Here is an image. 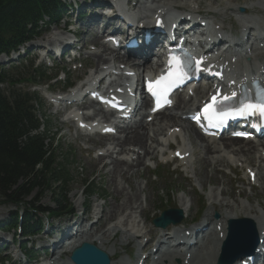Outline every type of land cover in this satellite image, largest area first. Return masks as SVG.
<instances>
[{"label": "bare ground", "instance_id": "1", "mask_svg": "<svg viewBox=\"0 0 264 264\" xmlns=\"http://www.w3.org/2000/svg\"><path fill=\"white\" fill-rule=\"evenodd\" d=\"M203 1H205V4H208L206 6L208 9H204ZM245 1L246 0H172L164 2V0H153L150 5H153L154 2H157V5L152 9V6L146 5L149 4V0H146V3L137 2L134 7L138 9L146 8V10H142L143 12L154 14L159 12L160 16L158 18H166L167 16L165 14L171 11H181V8L187 6H190V11L199 13V11L196 10L197 5V8H203L206 14L212 12L214 17L221 16L225 18L228 12L239 15L238 21L246 30L250 28V24L259 23L260 19L248 13V6H246L245 14L238 13L237 9L243 6L242 4H246ZM252 2V6L264 7V0H253ZM192 4L194 7H191ZM100 5H104V3ZM253 9L254 8H251V11ZM131 14L139 18L137 12L133 11ZM145 16L149 17L148 15ZM96 19L97 17L93 18V20ZM167 19L168 17L166 20ZM112 20L111 17L107 20V23L111 24L110 26H112ZM114 24L116 25L117 23L114 21ZM94 41L99 42V38H96ZM262 41L263 40H261V42ZM86 44L87 43L84 42V48ZM99 44L102 51L94 53L99 63H105L107 61L106 55L111 54L115 59H122L120 63H124L125 65L128 64L129 67H133L134 70L138 71V74L141 68L146 69L154 65H149L148 61L145 60L139 61L137 58L120 57L117 54V49H112L110 45L104 42H99ZM257 46L260 45L251 44V46H249L252 53L261 49ZM245 50H248V48L246 47ZM262 55V51H260L251 61H247L246 56H243L238 62L231 64V75L234 77L233 80H239V82L244 85L248 84L247 79H245L248 76L264 74V62L260 60V56ZM119 69L121 68L119 67ZM98 70L99 68H97L96 71ZM203 88L204 87L200 86V90L193 96L190 95L188 98L179 95L174 109L159 113L151 124L146 121V117H143L134 123L120 127L115 134L111 135L96 134L95 136H87L78 132L75 122L71 117L62 121V124L76 127L77 135L89 138L88 142H91L92 145L95 146V144L99 143L103 151L98 154L95 158V162H92L90 166L93 168L101 164L100 174L109 176V183L114 186L115 197L113 198L114 202L112 204L95 206L90 213L85 214V217H78L75 223L81 227L80 233L74 235L73 242H71L65 250L63 249L64 247H61V249L56 247L55 257L68 251L70 252V250L77 247L82 242L98 244L101 249L108 252L110 256L113 257L118 252L117 245L122 246L124 245V241H135L147 234L150 235L149 242L141 246V251L148 249V245L153 242L154 237L158 235V231L162 229L146 230L145 225L148 221L146 212L148 210V205L151 204L148 203V198L145 199L147 203L146 206L144 202L140 200V193L146 195V187L140 185L141 187L139 186L138 188V186H134L132 179L140 172V168L146 165V158L150 157L151 160L156 159L157 153L160 152V145L163 146L164 139L166 141L168 140L166 147L168 149L172 147L173 143L171 140H174L175 137L178 138L180 133L178 127H181L185 131L187 140L189 141L181 145V141L178 139L180 142H177V145L179 147H184V149L181 148V153L184 154L189 152V157L181 160V162L191 168L199 183L205 184L207 181L209 182L210 179L212 180L217 172H221L222 166L229 167L231 165L232 170H236L238 168L244 169L245 165H247V168L255 165L254 169H250V171L256 172L257 179L255 182H249L250 188L253 189V187L256 186L255 183H257L260 184L264 191V140L245 141L233 139L228 136L220 142L208 140L199 133L194 124L190 127L187 124V120L182 117V114L176 112L178 109L184 110L190 108L198 99L202 98L201 95H204L203 90L208 94L207 89ZM81 105L90 107L94 106V102H85ZM148 105V100H143L141 105L142 111L145 110ZM65 108L66 106H64V104L58 105L57 111L61 112ZM101 113L104 116L107 115L104 112ZM157 119L158 122L156 123ZM152 125H157L159 127H156L157 129L154 130L153 128L148 129V126ZM116 135H118L117 138ZM110 136L113 138H110ZM109 139L114 141L107 143L106 141H110ZM155 143L156 146H153ZM106 157L111 158V160L105 161ZM193 157H196L194 161L192 159ZM257 158H260L258 163ZM123 181L125 184H128V188L124 186ZM246 182L247 181L244 180L242 184L247 185ZM218 184V187L210 190L209 193V208L205 214L204 222L199 225L201 227L207 226V229L202 234L199 244L192 247L179 246L175 249L165 248V242L170 239L172 240V237L167 233H162V235L158 236V240L155 243V246L158 247V253L156 252L154 254V264H174V259H178L180 264H216L221 244L226 236V222L229 219L241 218L240 215L244 216L242 218H249L254 221L260 237V245L264 246V207L260 202H258L257 205L252 204L253 198H251V196L248 197L246 201H239L233 198L232 200L229 198V196L232 197L231 191L229 190L230 181L224 180L223 178ZM220 184L223 185V189H220ZM244 191V187H241L240 193L242 195ZM179 201L181 203L180 209L183 211L184 216H186L191 208L193 209V205H191L185 197H180ZM80 204L82 205L83 201H80ZM214 210H224L218 222L213 218L212 211ZM137 217H140L139 221ZM92 218L96 220L92 222L89 228H86L85 224ZM207 222L210 225L206 224ZM213 222L220 225L221 229L217 228L212 230L210 226ZM72 224L73 222L71 221L66 225L70 227ZM168 229H173L176 233L181 232L179 226L169 227ZM194 230L195 228L192 229V231ZM119 232H121L125 240H122V242L118 244L115 238ZM151 254L152 253L147 255V259L150 258ZM117 260L113 259V264L127 263L123 258L119 261ZM66 264H70L69 258Z\"/></svg>", "mask_w": 264, "mask_h": 264}, {"label": "rangeland", "instance_id": "2", "mask_svg": "<svg viewBox=\"0 0 264 264\" xmlns=\"http://www.w3.org/2000/svg\"><path fill=\"white\" fill-rule=\"evenodd\" d=\"M252 0H247L248 5H251ZM143 3V1H141ZM205 3V1H203ZM247 3L243 5L246 7ZM207 5L203 4L204 9L207 8ZM191 7H194L192 4ZM198 6L196 5V10L200 12V10H204L203 8L199 9L197 8ZM190 10V6L183 7L180 10ZM205 11V10H204ZM255 11V9L252 10V12ZM253 15V14H252ZM228 19V18H227ZM230 21V20H229ZM74 22V19H73ZM65 24L59 25L57 28L58 30L62 28V26ZM79 27V26H78ZM91 34H88L87 38H89ZM84 48V44L82 45ZM40 52L36 50H31L29 54L27 55L28 58H24V60H30L32 58H35L36 62L40 64ZM7 60L4 58L0 60V66H2L5 69H11L14 80L22 79L23 76L26 74L25 71L29 69L28 62H22V61H12L8 60V63H3ZM58 63H60V60H58ZM11 64H14L15 68H10L9 66ZM19 73V74H16ZM58 75L57 80L60 78V74L56 70H53L51 68H47V75L52 76V75ZM82 71H78L75 74H71L69 78L75 77L78 75H81ZM64 86V83H59L55 85V87L62 88ZM4 89H6L7 85H3ZM18 87H21L18 85ZM22 87H29L28 84L23 85ZM44 90H48L47 87H41ZM27 89V88H26ZM30 89V88H29ZM30 90H37V89H30ZM38 91V95L41 97L42 102H44V106L42 109V117L46 116L44 119L46 120L47 127L50 130V138H54L55 141V146L57 147L58 151L62 153V156L64 159L63 161L67 160L71 164V169H70V178L71 182L68 186V192L65 195V200H67V203L72 204V207L74 209L75 215L78 216L83 212V208H85L86 203L88 201V193L86 192L85 184L86 183H91L96 187V194L92 196L89 201V208L88 212L98 205H109L114 202L113 198L115 197V192H114V186H112L109 183V176L100 174V167L101 164H98L96 167H91L92 161L94 160V157L96 158L97 151L100 149L99 143L94 145L91 144V142H88L89 138L83 137L85 140L74 137L75 135V130L74 128H67L66 126L62 125V120H63V115H54L53 112L54 110L50 109L48 106V101L45 98V95L43 92L45 91ZM162 115V114H161ZM59 116V117H58ZM158 122V119L156 123ZM190 127L193 124L187 123ZM159 126L157 125H152L148 126L149 128L157 129ZM152 130V129H151ZM47 131V129H46ZM77 131V130H76ZM152 133V131H151ZM78 134V133H77ZM120 134V133H119ZM80 136V135H79ZM118 135H116V138ZM110 138H113L110 136ZM227 138V137H226ZM110 141H106L107 143H110L114 140L109 139ZM85 141L89 144L88 146L85 145ZM220 141V140H219ZM218 141V142H219ZM51 142V141H50ZM177 142H180L179 140ZM176 142V143H177ZM217 143V142H216ZM151 145V142H150ZM156 146V143L153 145ZM88 148L89 150L94 148L91 151L86 150L85 148ZM163 147V146H160ZM103 151V150H102ZM97 155V156H96ZM157 156V155H156ZM109 157H106V159ZM196 158V157H194ZM105 161H110L111 158L107 159ZM161 155H158L156 159L151 160V158H146L145 163L146 167L140 168V172L136 174V176L132 179L133 180V185L134 186H139L141 185L142 187H146V195L144 193H140V200L144 202V205L146 206L147 203L145 201L146 198H148V203L151 205H148V210L146 212V215L148 217V221L145 225L146 230L150 231L152 229H155V226L152 223V219L157 218L163 211L169 209V208H176L180 209V197H185L190 204H192L193 209L191 208L190 212L184 216L186 217L183 221L184 226H190V225H195L196 223H200L202 220H204L205 214L208 211V206H209V193L210 190L216 189L218 187V183H220L221 179L224 178V180L230 181V186L229 190L231 191V196H229L230 199H237L239 201H246L248 197L251 196L252 199V204H256L260 202V204L264 207V191L262 190L261 186L259 188L253 187V189H250L247 185H243L244 180L247 179V173L245 174L244 171L240 170V168L236 170H232V166H222L221 167V172H217L214 176V178L207 181L205 184L199 183L197 181V178L194 176L193 171L189 168L186 169V167H181L180 170H177V165L176 164H169V165H163L161 163ZM260 158H257V163ZM195 160V159H194ZM193 160V161H194ZM178 163V167L183 164L180 160H176ZM256 163V164H257ZM100 165V166H99ZM186 166V165H185ZM91 167V168H89ZM189 167V166H187ZM156 169V170H155ZM229 169V170H228ZM210 170V169H209ZM240 170V171H238ZM192 171V172H191ZM234 173H232V172ZM226 172V173H225ZM239 172V173H238ZM154 173H156V176H154ZM238 173V174H236ZM227 174V175H226ZM240 178L239 181L236 179ZM246 178V179H245ZM234 180V181H233ZM249 180V179H248ZM247 181V180H246ZM241 182V183H240ZM124 186L128 188V184L123 181ZM215 184V185H214ZM221 185V184H220ZM243 185V186H242ZM260 185V184H259ZM140 186V187H141ZM246 186V187H245ZM241 187H244V194L242 195L240 193ZM226 188V187H225ZM220 189H223V185L220 186ZM254 190V193H253ZM242 195V196H241ZM99 196H103V199H100ZM147 196V197H145ZM57 196L53 194L52 192H43L41 189H35L31 193L30 197L26 199L28 202V206L30 209H36L37 207L41 208H55L57 202H56ZM223 198V197H220ZM3 198L0 197V219L7 218L12 212L19 211L20 207H17L12 204H7L2 201ZM232 199V200H233ZM80 201H83V204H80ZM30 202V203H29ZM255 202V203H254ZM204 205V212L203 215H201V218L199 219V208L200 206ZM212 211L213 213V218L215 219V214L219 213L221 216V213L224 212V210H217ZM41 217H44V220L48 217L47 215H39ZM56 217V216H55ZM50 218V220H53L55 222H58L60 219L56 218ZM85 217V215H83ZM240 217H244L241 216ZM65 218H68L64 216L62 220ZM71 218V217H70ZM191 218V219H190ZM95 218H92L94 220ZM137 220H140V217H137ZM88 222V225L91 224ZM194 223V224H193ZM210 225L208 222L206 223ZM182 226V225H181ZM183 227V226H182ZM213 228L216 227L215 223L212 225ZM211 228V226H210ZM158 230V229H157ZM169 230V229H167ZM213 230V229H212ZM173 231V229L169 230ZM165 234L166 232H160L159 234L162 235ZM45 234L43 233L41 237H44ZM158 236L154 237L153 242L148 245V248L153 244L156 243L158 240ZM148 238V235L145 236L143 239H139L137 242H143ZM115 240L118 242H122V240H125V238L122 237L121 233H118L116 236ZM171 240V239H170ZM167 240L165 243H167ZM73 242V239L72 241ZM128 241H124V245L120 246L117 245V253L118 257L116 258L117 261H119L121 258H123L125 261H127L126 264H133L136 262L135 259H130L128 255L132 254L134 244L133 241H130L131 243L127 244ZM164 243V244H165ZM127 244V245H126ZM136 244V243H135ZM162 244V245H164ZM11 247L10 251L8 252V256L10 257L9 261L4 260L3 263L0 262V264H12L17 259V247L13 245H9ZM156 247L151 246L148 249V252H151L154 250ZM147 252V253H148ZM10 254V255H9ZM22 255V254H21ZM66 255V254H65ZM68 262V260H67ZM177 264V263H176Z\"/></svg>", "mask_w": 264, "mask_h": 264}, {"label": "trees", "instance_id": "3", "mask_svg": "<svg viewBox=\"0 0 264 264\" xmlns=\"http://www.w3.org/2000/svg\"><path fill=\"white\" fill-rule=\"evenodd\" d=\"M63 0H0V54L15 48L34 34L44 17L48 23L58 21L63 11ZM11 75L0 69V197L7 204L25 206L24 217L15 212L6 223L22 226L25 235L41 230L39 213L62 216L73 213L65 195L70 184L71 164L55 146L54 139L41 129L35 114L34 98L14 88ZM10 83L12 88L1 87ZM51 141V142H50ZM89 197L96 187L86 183ZM35 189L57 196L55 208L30 209L26 199ZM30 203V202H29Z\"/></svg>", "mask_w": 264, "mask_h": 264}, {"label": "water", "instance_id": "4", "mask_svg": "<svg viewBox=\"0 0 264 264\" xmlns=\"http://www.w3.org/2000/svg\"><path fill=\"white\" fill-rule=\"evenodd\" d=\"M177 214L178 219L172 221L171 217ZM183 215L179 209H168L154 222L157 227H167L169 224H177ZM257 243V232L254 224L249 219H232L229 221V236L224 243L220 259L221 264H231L236 259L250 253ZM71 259L75 264H110L109 255L95 246L85 242L76 248Z\"/></svg>", "mask_w": 264, "mask_h": 264}, {"label": "snow or ice", "instance_id": "5", "mask_svg": "<svg viewBox=\"0 0 264 264\" xmlns=\"http://www.w3.org/2000/svg\"><path fill=\"white\" fill-rule=\"evenodd\" d=\"M176 58H173V60H175ZM177 65H179V61H176ZM185 74L182 71H178V72H170L167 76H162L159 80L156 81V85L155 88L153 87V85H149V90L153 91L154 94H158V90L161 87L164 88H170L172 86L173 83H175L177 80L182 79L183 76ZM235 95V94H233ZM230 99V97L228 96H224L223 100H228ZM170 103V101H169ZM218 101H217V97L213 96L212 98V103L209 105L205 106V114L209 115V118L212 117V115H214V109L215 106L217 105ZM261 113L264 114V103L261 104H246L244 105L241 109L238 110V113L240 115H244V114H255V113Z\"/></svg>", "mask_w": 264, "mask_h": 264}]
</instances>
